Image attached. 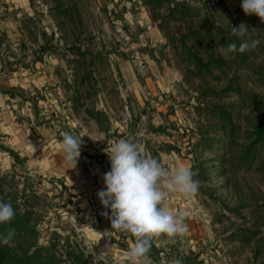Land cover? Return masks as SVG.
Wrapping results in <instances>:
<instances>
[{"label": "rangeland", "instance_id": "rangeland-1", "mask_svg": "<svg viewBox=\"0 0 264 264\" xmlns=\"http://www.w3.org/2000/svg\"><path fill=\"white\" fill-rule=\"evenodd\" d=\"M241 4L0 0V200L16 213L0 226L15 231L0 264H130L134 242L86 220L64 179L32 173L4 119L83 134L77 167L92 184L108 172L109 139L197 172L196 194L168 200L188 231L156 239L152 264H264V23ZM241 24L247 34L233 36ZM253 40L244 53L220 50Z\"/></svg>", "mask_w": 264, "mask_h": 264}, {"label": "clouds", "instance_id": "clouds-1", "mask_svg": "<svg viewBox=\"0 0 264 264\" xmlns=\"http://www.w3.org/2000/svg\"><path fill=\"white\" fill-rule=\"evenodd\" d=\"M241 7L246 15H256L264 23V0H242ZM248 27L241 24L232 27V35L243 37ZM260 40L251 41V45L242 41L221 46V52L227 56L244 53L255 48ZM82 140L64 132L60 142L65 161L75 163L81 155ZM110 160V171L103 175L104 188L97 193L98 199L106 211L103 215L111 221L112 232L123 233L134 242L127 253L130 264H152L149 255L153 242L161 236L173 238L187 233L185 214H177L169 206V197L179 194L190 197L196 194L200 182L194 177L197 172L187 166L166 169L158 159L143 155L139 143L128 139H119L105 150ZM110 213V214H109ZM16 213L11 202L0 200V226H8ZM15 235L8 227L0 233V244L8 245ZM174 264H181L176 260Z\"/></svg>", "mask_w": 264, "mask_h": 264}, {"label": "crops", "instance_id": "crops-1", "mask_svg": "<svg viewBox=\"0 0 264 264\" xmlns=\"http://www.w3.org/2000/svg\"><path fill=\"white\" fill-rule=\"evenodd\" d=\"M3 129L10 135L9 144L13 145V150L16 154L26 156L27 167L32 173L38 174L48 179H64L71 194L77 195L75 203L79 204L84 210L86 220H91L89 193L91 190L92 181L89 176H86L81 168H78L75 163L68 164L63 156L59 145L62 140L61 133L54 131V128L36 126L33 130L23 131L20 128L12 130L7 127V121L4 119L2 123ZM17 126V124H16ZM15 126V127H16ZM111 132L109 131L108 134ZM103 134V133H102ZM100 133V137L101 135ZM80 140L84 137L83 134H75ZM91 143L96 144L98 137L94 134L87 135ZM112 139H109L107 146H111ZM84 143V142H83ZM82 143V144H83ZM105 151L106 148H103ZM106 169L110 171V160L107 156ZM101 173V172H100ZM104 175V173L102 174Z\"/></svg>", "mask_w": 264, "mask_h": 264}, {"label": "built area", "instance_id": "built-area-1", "mask_svg": "<svg viewBox=\"0 0 264 264\" xmlns=\"http://www.w3.org/2000/svg\"><path fill=\"white\" fill-rule=\"evenodd\" d=\"M98 167H99V164L95 162H93L91 165L92 171L94 170L96 171ZM103 188H104L103 177L91 185V190L89 193V204H90V211H91L90 217L95 227H97L98 229H101V232H103L105 236H108V234L111 233V229H112L111 221L103 215L106 209L100 203L98 196H97L98 191ZM107 246H108V249L112 248L111 244H107ZM113 259L115 261H121L122 257L118 253H115L113 256Z\"/></svg>", "mask_w": 264, "mask_h": 264}, {"label": "water", "instance_id": "water-1", "mask_svg": "<svg viewBox=\"0 0 264 264\" xmlns=\"http://www.w3.org/2000/svg\"><path fill=\"white\" fill-rule=\"evenodd\" d=\"M55 238H56V233H55V231H54V232L52 233V235H51V243L54 242Z\"/></svg>", "mask_w": 264, "mask_h": 264}, {"label": "trees", "instance_id": "trees-1", "mask_svg": "<svg viewBox=\"0 0 264 264\" xmlns=\"http://www.w3.org/2000/svg\"><path fill=\"white\" fill-rule=\"evenodd\" d=\"M197 63H198V62H197ZM199 66H201V64H200V63H199ZM12 97H13V96H12ZM12 154H14V153H11V155H12ZM14 156H16V154H14ZM17 157H18V156H17ZM103 158L105 159V157H104V156H103ZM151 251H153V252L155 251V250L153 249V247H152Z\"/></svg>", "mask_w": 264, "mask_h": 264}]
</instances>
